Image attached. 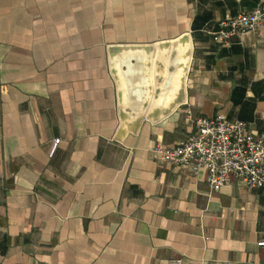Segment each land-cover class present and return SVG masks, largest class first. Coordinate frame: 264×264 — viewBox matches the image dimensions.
Segmentation results:
<instances>
[{"label":"crops","instance_id":"0c3cea01","mask_svg":"<svg viewBox=\"0 0 264 264\" xmlns=\"http://www.w3.org/2000/svg\"><path fill=\"white\" fill-rule=\"evenodd\" d=\"M260 1L0 0V264H264V189L152 151L217 114L264 135V27L211 34Z\"/></svg>","mask_w":264,"mask_h":264},{"label":"built area","instance_id":"2783aa9c","mask_svg":"<svg viewBox=\"0 0 264 264\" xmlns=\"http://www.w3.org/2000/svg\"><path fill=\"white\" fill-rule=\"evenodd\" d=\"M216 27L211 34L223 45L232 37L258 32L264 27V0L250 11L219 20ZM195 127L190 136L173 146H155L152 151L157 161L191 171L204 169L206 183L214 191L231 184L232 179L246 189H264V135L252 133L245 122L227 119L223 114L198 118ZM257 245L264 246V239ZM170 262L180 264L181 260Z\"/></svg>","mask_w":264,"mask_h":264},{"label":"water","instance_id":"95a60500","mask_svg":"<svg viewBox=\"0 0 264 264\" xmlns=\"http://www.w3.org/2000/svg\"><path fill=\"white\" fill-rule=\"evenodd\" d=\"M153 47L150 44L146 45H113L110 46V55H116L121 50H130L132 51H142L145 52L146 55H150L153 52ZM155 47L157 49V61L161 72L163 71V67L167 58V53L169 48L171 47L170 55L168 58V62L174 64L175 68L168 67L169 72H175L178 71V78L181 81L183 78V74L185 71L186 63L188 60V57L190 55V39L188 34H183L182 36L176 38L173 41H161L157 42L155 44ZM182 85V84H181ZM180 95V94H179ZM181 96H178V98H175L174 103L180 102Z\"/></svg>","mask_w":264,"mask_h":264}]
</instances>
